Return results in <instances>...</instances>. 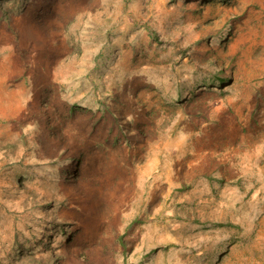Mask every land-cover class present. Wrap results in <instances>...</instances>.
<instances>
[{
	"label": "rangeland",
	"instance_id": "rangeland-1",
	"mask_svg": "<svg viewBox=\"0 0 264 264\" xmlns=\"http://www.w3.org/2000/svg\"><path fill=\"white\" fill-rule=\"evenodd\" d=\"M0 264H264V0H0Z\"/></svg>",
	"mask_w": 264,
	"mask_h": 264
},
{
	"label": "trees",
	"instance_id": "trees-1",
	"mask_svg": "<svg viewBox=\"0 0 264 264\" xmlns=\"http://www.w3.org/2000/svg\"><path fill=\"white\" fill-rule=\"evenodd\" d=\"M218 80H220V81H224L223 78H218Z\"/></svg>",
	"mask_w": 264,
	"mask_h": 264
}]
</instances>
